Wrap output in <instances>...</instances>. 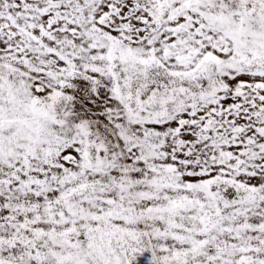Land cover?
Masks as SVG:
<instances>
[{
    "label": "snow or ice",
    "instance_id": "obj_1",
    "mask_svg": "<svg viewBox=\"0 0 264 264\" xmlns=\"http://www.w3.org/2000/svg\"><path fill=\"white\" fill-rule=\"evenodd\" d=\"M264 264V0H0V264Z\"/></svg>",
    "mask_w": 264,
    "mask_h": 264
},
{
    "label": "rangeland",
    "instance_id": "obj_2",
    "mask_svg": "<svg viewBox=\"0 0 264 264\" xmlns=\"http://www.w3.org/2000/svg\"><path fill=\"white\" fill-rule=\"evenodd\" d=\"M134 264H150V254H145L141 257H138Z\"/></svg>",
    "mask_w": 264,
    "mask_h": 264
}]
</instances>
